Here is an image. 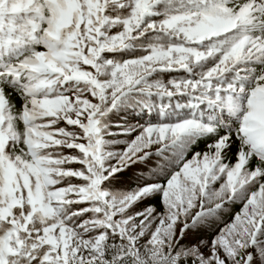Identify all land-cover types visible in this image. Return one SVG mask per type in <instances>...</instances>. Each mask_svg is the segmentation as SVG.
Segmentation results:
<instances>
[{
  "label": "snow or ice",
  "instance_id": "snow-or-ice-1",
  "mask_svg": "<svg viewBox=\"0 0 264 264\" xmlns=\"http://www.w3.org/2000/svg\"><path fill=\"white\" fill-rule=\"evenodd\" d=\"M0 264H264V0H0Z\"/></svg>",
  "mask_w": 264,
  "mask_h": 264
}]
</instances>
